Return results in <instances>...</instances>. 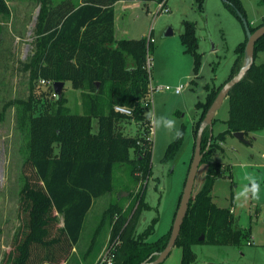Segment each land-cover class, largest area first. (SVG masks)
Masks as SVG:
<instances>
[{
    "label": "trees",
    "instance_id": "obj_1",
    "mask_svg": "<svg viewBox=\"0 0 264 264\" xmlns=\"http://www.w3.org/2000/svg\"><path fill=\"white\" fill-rule=\"evenodd\" d=\"M28 1L40 10L33 54L21 65L30 73L33 82H70L74 88L83 89L89 109L87 115L72 113L65 108L63 95L56 96L57 107L51 113L39 116L32 113L30 105L18 99L10 102L17 110L19 126L28 129L31 140L20 191L22 226L5 264H68L69 255L79 247L85 220L95 200L113 190L115 165L133 164L132 174L137 173L142 178L152 173L150 132L153 117L148 60L155 40L149 42L146 37L117 39L115 5L122 1L147 3L155 0H80L78 3L64 0L58 4L53 0ZM224 2L242 24L241 15L248 20L241 0ZM260 3L264 6V0ZM12 17L9 1L0 0V60L5 41L3 27ZM249 25L255 32L264 22L258 26L249 22ZM181 41L185 51L195 57L198 74L201 54L196 23L184 22ZM247 41L246 38L236 50L237 59L227 82L245 66ZM261 52H264V36L256 43L254 64L227 98V129L219 134L213 131L212 138L209 127L203 133L202 163L208 164V175L190 203L176 243L183 249L182 264L194 262L191 248L195 244L240 246L243 239L250 241L252 238L251 230L240 226L231 209L220 208L214 202L212 189L222 174L214 155L221 151L226 137L242 132L246 138L264 130V64L256 63ZM226 83L209 88L205 102L197 104L201 117L194 128L196 139L210 107ZM50 88L55 94L54 87ZM116 106L126 107L132 114L119 113ZM94 120L98 121V132H94ZM128 120L143 125L148 132L146 138L126 136L120 125ZM219 121L216 116L213 126ZM181 132L182 135L169 145L164 162L172 160L181 150L185 130L182 128ZM139 179L136 176V180ZM135 204L126 209L132 214V220L128 222L130 216L122 215L115 221L111 242L118 238L119 243L114 247L113 264L152 263L170 240L173 227L159 240L149 241L157 219L140 234L132 231L134 218L148 208L145 197L137 208ZM60 216L63 226H60ZM106 221L95 230L88 250L79 253L85 264H94L104 250L105 238H101L100 231ZM201 236H205L204 241H200Z\"/></svg>",
    "mask_w": 264,
    "mask_h": 264
},
{
    "label": "rangeland",
    "instance_id": "obj_2",
    "mask_svg": "<svg viewBox=\"0 0 264 264\" xmlns=\"http://www.w3.org/2000/svg\"><path fill=\"white\" fill-rule=\"evenodd\" d=\"M8 1L13 17L3 27L5 41L0 60V264H5L7 255L14 249L16 235L22 226L20 191L31 140L28 129L19 126L17 110L10 102L18 99L30 105L36 116L51 113L57 107L52 89L30 80V73L21 65L33 54L40 8L28 0ZM53 1L58 4L64 0ZM71 1L78 3L80 0ZM241 1L249 22L254 26L262 24L264 6L260 0ZM159 3L160 0L122 1L115 8L117 39L138 40L152 36L155 40L148 61L153 117L150 132L152 173L142 178L137 173L132 174L133 164L115 165L113 190L95 200L85 220L79 247L75 248L77 252L69 255L68 264H81L79 253L88 250L95 230L105 219L107 224L100 236L105 238L104 249L108 250L118 216L129 215L128 222L132 220V214L126 209L132 203H136L137 208L144 197L148 208L134 218L132 231L142 233L154 219L157 223L149 241H157L170 231L195 153L194 128L201 117L197 104L205 102L209 88H218L228 81L237 59L236 50L247 38L244 25L224 0H168L169 12L157 15ZM185 21L197 25L201 54L198 74L195 57L185 51L181 41ZM256 63L264 64V52L258 54ZM178 87L183 88L180 94L176 93ZM152 88L157 90L152 91ZM62 95L66 99V109L87 115L89 104L83 89H76L67 82ZM161 117L174 120V127H164ZM217 118L220 121L213 126L215 134L227 129V99ZM93 125L94 132H98V121L94 120ZM182 128L185 142L181 150L172 160L164 162L169 145L178 137L176 129L181 131ZM120 130L132 138H146L148 133L143 125L132 120L123 121ZM220 149L214 160L221 166L222 174L215 180L213 200L220 208L231 209L240 226L251 230L252 238L250 241L243 239L240 246L195 244L191 248L195 260L191 264H264V130L250 134L244 141L228 135ZM132 157H136V152H132ZM208 168V164L201 163L193 198L202 188ZM136 176L140 179L136 180ZM63 225L60 216V226ZM182 260L183 249L177 245L163 264H182Z\"/></svg>",
    "mask_w": 264,
    "mask_h": 264
},
{
    "label": "water",
    "instance_id": "obj_3",
    "mask_svg": "<svg viewBox=\"0 0 264 264\" xmlns=\"http://www.w3.org/2000/svg\"><path fill=\"white\" fill-rule=\"evenodd\" d=\"M246 34H247V45L245 48V57H246V64L245 66L240 70V72L229 82H227L220 93L218 94L217 98L213 102L212 106L210 107L202 125L199 130L197 139H196V148L195 153L193 157V161L191 163V167L189 170V174L187 177V181L185 184V188L182 194L181 202L175 217V221L173 224V229L171 233L170 240L168 242V245L164 249L162 253L159 254L157 260H155L152 263L144 262L143 264H163L167 258L170 256L173 248L176 246V243L180 237L182 226L184 224L185 218L188 214L190 203L193 199L196 179L198 176V172L200 169V165L202 163L203 159V153H202V141H203V133L206 128L209 127L210 129V137L213 136V122L216 118L219 109L221 108L224 101L228 98L229 93L231 90L238 85L246 76L247 72L250 70L251 66L255 62V47L256 43L264 36V26L257 29L255 32H252L250 29V25L248 20L241 15ZM55 95L57 97H61L64 91L65 83L64 82H55L53 83ZM234 136L240 140H245V134L235 133ZM205 236H201L200 241H204Z\"/></svg>",
    "mask_w": 264,
    "mask_h": 264
},
{
    "label": "built area",
    "instance_id": "obj_4",
    "mask_svg": "<svg viewBox=\"0 0 264 264\" xmlns=\"http://www.w3.org/2000/svg\"><path fill=\"white\" fill-rule=\"evenodd\" d=\"M167 3L168 0H162L159 3L158 6V11H157V15H160L162 12H169V8L167 7ZM160 13V14H159ZM154 39H152L151 37H149V42H153ZM149 61V60H148ZM148 67H149V62H148ZM41 83L44 84L45 86H53V82L51 81H46V80H41ZM182 87H178L176 89V93L180 94L182 92ZM157 90V88H152V91ZM151 94V92H150ZM115 110L119 113L125 114V115H131L132 114V110L126 108V107H121V106H116ZM153 130V129H152ZM119 243L118 238L115 240L114 243H111L109 246V249L106 250V248L103 250V252L101 253L97 264H113V258H114V247L115 245Z\"/></svg>",
    "mask_w": 264,
    "mask_h": 264
},
{
    "label": "clouds",
    "instance_id": "obj_5",
    "mask_svg": "<svg viewBox=\"0 0 264 264\" xmlns=\"http://www.w3.org/2000/svg\"><path fill=\"white\" fill-rule=\"evenodd\" d=\"M160 122L164 127L172 129L175 125V121L172 119H168L167 117H161ZM176 135L179 137L182 135V132L179 129H176Z\"/></svg>",
    "mask_w": 264,
    "mask_h": 264
},
{
    "label": "crops",
    "instance_id": "obj_6",
    "mask_svg": "<svg viewBox=\"0 0 264 264\" xmlns=\"http://www.w3.org/2000/svg\"><path fill=\"white\" fill-rule=\"evenodd\" d=\"M120 3H122V2H118V3L115 5V8H116V6H117L118 4H120ZM116 20H117V17H116ZM233 213H234V212H233ZM75 251L77 252V250H75ZM100 255H101V253H100ZM100 255H99L98 258L95 260V263H94V264H97ZM84 263H85V262H82V261H81V264H84Z\"/></svg>",
    "mask_w": 264,
    "mask_h": 264
}]
</instances>
